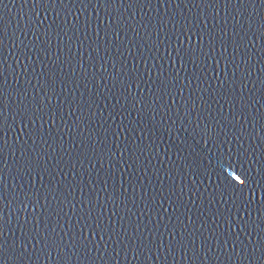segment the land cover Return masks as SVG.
<instances>
[{
  "label": "water",
  "instance_id": "95a60500",
  "mask_svg": "<svg viewBox=\"0 0 264 264\" xmlns=\"http://www.w3.org/2000/svg\"><path fill=\"white\" fill-rule=\"evenodd\" d=\"M0 264H264V60L0 0Z\"/></svg>",
  "mask_w": 264,
  "mask_h": 264
}]
</instances>
